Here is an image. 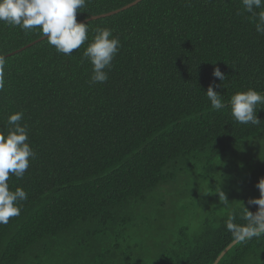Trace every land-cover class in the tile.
I'll use <instances>...</instances> for the list:
<instances>
[{
	"label": "trees",
	"instance_id": "16d2710c",
	"mask_svg": "<svg viewBox=\"0 0 264 264\" xmlns=\"http://www.w3.org/2000/svg\"><path fill=\"white\" fill-rule=\"evenodd\" d=\"M135 1L86 0L88 39L70 56L0 21V131L23 112L36 154L8 180L27 199L0 225V264H212L233 242L229 216L245 225V207L258 210L248 201L264 178V105L259 125L230 107L237 92L264 94L257 18L241 0ZM104 28L121 47L107 82L90 84L83 53ZM210 84L225 108L212 109ZM218 264H264V235Z\"/></svg>",
	"mask_w": 264,
	"mask_h": 264
},
{
	"label": "clouds",
	"instance_id": "9594fccd",
	"mask_svg": "<svg viewBox=\"0 0 264 264\" xmlns=\"http://www.w3.org/2000/svg\"><path fill=\"white\" fill-rule=\"evenodd\" d=\"M244 11L257 18L256 31L264 35V11L257 9L264 7V0H241ZM86 0H0V21L13 27H20L24 31L39 29L42 37L50 46H54L57 53L70 56L78 50L88 39V24L77 21V14L85 7ZM94 41L83 53L92 65L90 84L106 83L112 61L121 47L120 41L113 36L110 29H97ZM6 60L0 55V91L6 86ZM213 77L224 82L227 78L215 67ZM220 85L210 84L206 95L214 110H221L227 105L223 95L215 91ZM264 105V94L249 88L245 92H237L231 97V115L240 124L259 125L262 121L257 116V106ZM23 112H16L8 117L11 126L7 132L0 131V225L9 223L10 218L21 214L20 201L27 199V193L22 188L10 191L8 180L10 174L22 178L30 166V158H35V152L28 143V130L21 125ZM256 187L260 191V198L249 200V206H258L255 213L245 207L247 224L237 225L230 215L227 230L232 234L233 242L244 243L264 235V178ZM220 203L229 204L226 196L220 190Z\"/></svg>",
	"mask_w": 264,
	"mask_h": 264
},
{
	"label": "water",
	"instance_id": "95a60500",
	"mask_svg": "<svg viewBox=\"0 0 264 264\" xmlns=\"http://www.w3.org/2000/svg\"><path fill=\"white\" fill-rule=\"evenodd\" d=\"M140 0H136L133 4H135V3H137V2H139ZM132 4H130V5H128V7L129 6H131ZM121 9H125V7H123V8H121ZM120 9V10H121ZM115 13L116 12H118V11H114ZM110 14H112V13H110ZM236 243L235 242H232V243H230L219 255H218V257L215 259V261L212 263V264H218V262L220 261V259L227 253V251L233 246V245H235Z\"/></svg>",
	"mask_w": 264,
	"mask_h": 264
}]
</instances>
